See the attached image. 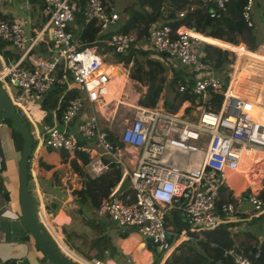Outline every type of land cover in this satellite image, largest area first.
Masks as SVG:
<instances>
[{
	"label": "built area",
	"instance_id": "built-area-1",
	"mask_svg": "<svg viewBox=\"0 0 264 264\" xmlns=\"http://www.w3.org/2000/svg\"><path fill=\"white\" fill-rule=\"evenodd\" d=\"M39 1L46 19L34 34L27 32L17 20H0V42L19 51L11 62L0 56V86L17 115L33 126L40 121L36 112L51 88L58 86L63 94L74 90L70 97L61 100L58 116L51 112L54 124L39 126V132L32 138V150L64 151L67 160L73 158L74 151L82 152L88 161L78 164L89 177L107 172L110 164L120 165L119 180L95 209L98 216L106 217L119 229L137 231L152 247L168 252L190 234L214 230L234 216L242 219L264 212V200L260 197H264V124L249 116L248 99L228 92L230 80L222 91L223 79L212 74L192 81L177 80V93L196 98L191 105L189 101L181 103L186 107L182 106L184 111L180 115L162 108L134 105L132 114L121 119L123 124L115 134L123 148L135 150L132 168L127 170L118 147L108 138L109 130L94 112L91 110L88 117L78 121L76 118L85 103L107 107L113 101L106 103L104 99L111 74L104 69L108 64L97 52V43L123 54L136 42V34L110 31L104 36L102 31L115 25L118 15L107 0H84L81 19L83 23L93 22L99 36L92 44H85L74 23L78 0ZM195 1L207 8L209 18L216 19L226 9L228 0ZM252 6L253 0H245L240 12L247 28L253 24ZM184 12H179L178 17ZM195 33L182 25L173 28L167 23L152 24L147 29L146 41L154 53L176 61L181 67L201 69L206 65L195 49L204 41ZM40 45L48 54L36 57ZM210 92L221 93L217 110L205 103ZM190 106H194L193 112L186 113ZM42 111L43 117L46 116L47 111ZM256 151L263 154L257 161L263 171L253 187L255 190H250L246 198L253 212L239 209L241 196L219 202V189L226 183V172L237 170L243 156ZM127 153L133 155L132 151ZM34 158L30 155L28 162ZM123 178L129 180V194L124 196L118 190ZM173 210L181 216L180 230L166 226V217ZM37 218L62 251L42 208H38ZM258 249L252 248L253 257H257ZM222 256L232 264H254L237 248L223 249ZM87 264H99V261Z\"/></svg>",
	"mask_w": 264,
	"mask_h": 264
},
{
	"label": "crops",
	"instance_id": "crops-1",
	"mask_svg": "<svg viewBox=\"0 0 264 264\" xmlns=\"http://www.w3.org/2000/svg\"><path fill=\"white\" fill-rule=\"evenodd\" d=\"M107 1L111 4L115 13L118 15L116 24L118 23L119 26L121 24H124L128 20L130 21L133 20L135 25L141 26L144 23H146V21L149 18L148 14H150L151 12L150 11L151 8L149 4L147 2H143L142 0H107ZM33 3L37 4L38 11H40V1L39 0H17L16 2L17 9L21 11L22 14L26 15L25 17L27 19L26 23L28 24L26 31L30 32L31 34L36 33L40 28L39 27L38 29H36L34 27V24L32 23L31 16H32V11H33V6H32ZM198 5L199 4L196 3L195 0L189 1L190 8L199 7V8H203L204 10L207 9L204 6H200V5L198 6ZM117 8H119L121 11H117L116 10ZM161 9L163 10V8ZM225 12H226V9L220 12L221 13L220 16L212 20L214 21L213 23H216L218 20H221ZM0 15L7 17V19H13L11 14H7V15L0 14ZM165 15H166V12L164 11L162 13V16L164 17ZM40 20L42 21V19ZM164 22H166V20H164L163 18H160V19H157L156 21H153L152 24H159V23H164ZM261 24L262 26L260 24H258V26L261 28V32L263 33V36H264V22H261ZM182 26L192 29L194 32H196L195 35L198 38L199 37L205 38V41L202 43L209 45L213 48H216L217 46L214 47L215 45L213 46V44H210L209 42H207V39L220 41V42L228 44L227 42L219 40V39H215L212 37H205L203 34L197 32L194 29V27H190L186 25H182ZM135 30L136 29H131L128 32L134 33ZM234 34L235 32H233V37H234ZM251 38H253V41H254V37L251 36ZM146 42L147 41H145V43ZM248 42H250V40ZM239 43L243 44V41L240 40ZM239 43L237 44V46L239 45ZM262 45H264V39H261L255 45V47L258 46L260 48ZM101 46L104 48L103 45ZM136 46L141 48V46L139 45H136ZM237 46L233 47L232 49L236 50V48H238ZM6 49L10 52L12 56L11 59L6 62L14 61L18 57V54H19L18 49L12 48L10 46L7 47ZM245 49L247 50V53H249L248 54L249 57L256 64L257 67H260L262 64H264V60L262 59V57L259 56L260 52L254 53V52H250L247 48ZM42 50H44V48L43 46L40 45L35 52L36 57L39 56L38 52L39 53L43 52ZM220 50L224 51V48H221ZM210 51H207L209 52L208 53L209 55H210ZM103 53H104L103 58L104 56L111 57L110 52H107V53L103 52ZM203 55H206V54H203ZM203 55L199 56L201 58L200 59L201 61H202V58H204ZM208 59L209 58L207 59L204 58L203 59L204 61H202V63L206 65L205 67H208L206 63ZM237 59H238V54H237ZM241 60L243 61V59ZM121 64L122 63H119V64L116 63V64L106 66L107 71L112 74L110 75L109 82L107 83V86H106L107 89L108 87L110 88L112 85V82H113L112 77L114 76V74L119 76V80L122 83L120 87L121 90L118 89L117 96H116L119 99H116L114 97H111V98L104 97L106 103L109 100L112 101L113 99L115 100V102L117 101V103L125 104L126 99L122 98L121 96V94L124 95L125 91L130 92L131 90H135L136 94L139 95V98L143 97L145 93V90H146L145 86H143L141 83L137 81L131 80L128 77L129 69H131L130 64L126 67L123 64L122 65ZM245 74L247 73L242 72L239 76H236V77L232 76L231 78L236 79L238 83L243 77L249 78L251 83L252 82L256 83L253 81L255 79L258 82V84H260L262 87L261 98L263 100L262 102H264V78H262V75L264 73L262 72L261 74L259 73V75L256 74V76H251L253 79H251L249 75L247 76ZM206 75H210V74H198V73L192 74L191 77L187 76L185 78L186 79L185 81H192L196 77H202ZM212 75H214V73ZM165 77L166 79L171 77V71L165 70ZM231 78L227 80V83L229 80H231ZM221 79L224 80V78H221ZM162 88H164V85ZM235 90H236L235 94L237 95L239 94V96L243 97V93H244L243 91H238L237 89ZM73 91L74 90H72V92ZM47 93L44 95L42 102L46 98ZM165 96L166 95H164V89H162L161 93L159 94L158 100L156 102V105H160V106H155L152 108L161 109L163 107V103L166 102ZM139 98L137 97L135 98V96H133V98L129 97L127 102H136L138 101ZM120 99H122L123 102L119 101ZM208 99H209V96L206 97L205 103H207ZM42 102H41V109L47 111L46 109L42 108ZM113 106L114 108H112V106L105 107V104L99 105L98 103H94L92 105V104L85 103L82 110L78 114L76 120L78 121L82 118L88 117L89 113L92 110L95 115L96 113L98 114V116L96 115L98 120H100V118H103V121L107 120L105 123L102 122L101 124L104 126L105 129L109 130L110 132V129L114 128V126H113V123H112V126H109L108 122L114 121V117L110 119L109 115L111 116L113 115V113L116 114V112L112 110V109L115 110L116 104H114ZM261 106H264V103L260 104V108H263ZM184 107L186 106H183V108ZM191 107L194 108V106H191ZM183 108L181 106V108L179 107V109L177 108L176 111H173V112L168 111L167 109L166 110L172 113L176 112L177 115H180L184 111ZM41 109L39 108L38 112H36V115H38L40 119L37 125L40 124V122L44 121L45 117L48 115V111H47V115L43 117V111ZM193 110H189V112L192 113ZM50 118H51L50 122L52 123V121L54 120V117L50 116ZM257 121L260 122L259 120ZM43 123H45V121ZM114 138H115V141L118 142L116 135L114 136ZM118 150L121 156L125 157L126 159V162H124L125 167H126V164L132 163L133 161L132 157L134 156L135 150H132L130 148H123L122 145L121 147H118ZM40 151H43V152H40ZM131 151L133 152V155L131 154L129 155L127 153ZM57 153L59 152L51 151V150H49L48 152L46 151V149H42V148L39 149L38 151L33 150L30 155L31 157H35V158L33 161L28 162L29 164L28 173L30 174L31 190L33 189L35 191L34 193L35 196L34 195L33 196L35 198L38 197V199L36 198L38 208H42V210L46 212V216L50 222V227L53 231V236L57 238V240H60L59 244L62 246V252L68 258L76 260L79 264H87V263L92 262L93 260H98L99 264H164L165 260L168 258V256L171 253H179V250H176V247L178 245L181 246V244H183L186 246H191V250H187L186 252L187 256L191 252V257L194 255L199 256V258L201 257L205 260V264L207 260H212L210 259L212 258L211 252H205L204 250L201 249L200 245H196L199 238H202L201 234L200 235L190 234L191 237L178 243V245L174 249L168 252H163V251H159L156 248L152 247L148 243L146 238L142 236L140 233H138L137 231L133 229H128V228L119 229L116 227V225L113 222H111L106 217L98 216L95 210L90 209L88 206L87 208L81 207L80 204L74 201L73 199L74 196L72 195L73 191L78 190L81 187V178L73 171L70 176H68L67 173L64 172V170L60 166V162H63V161H61L58 158V156L56 155ZM262 156H263L262 153L256 152L254 153V159L251 158L249 155H247L246 157H243L242 161H244L245 159L246 165H247L246 168H248L246 170V175L255 176L257 174L258 179L257 181L253 182V184H247L243 188L238 189V191H236L233 188L234 182L239 181L237 180L238 177L232 178L231 177L232 174H230L232 171L226 172L227 174L226 183L223 187L219 189V200H220V197L222 198L230 197V200H234V198L238 196H241L243 199V196L248 195L246 194L247 191L251 193L250 190H252L253 187L256 186L259 178L261 177V173L263 171V167L261 163L257 162L260 158H262ZM39 157H41V161H44L46 164L50 165L49 169H44V168L37 166V159ZM54 159L56 160L58 159L57 162ZM76 161L77 163H80L79 160H76ZM63 163L67 164L65 162ZM129 167L130 169L132 168L131 165H129ZM126 169L128 170L127 167ZM118 172H119V176L117 175V178L119 180L120 171ZM42 181L44 182L47 181L46 185H43L44 182ZM66 181H68V183ZM14 189H16V187H14ZM6 191L9 192L7 202H5L1 196L3 195L2 193ZM6 191L4 192L0 191V264L7 260H13L14 264H51L49 260L41 253V251L37 249L35 242L30 238L29 234L27 233L25 225L18 213L17 201L16 199L11 200L10 198V194H11L10 189ZM40 201H42V203H40ZM57 203L59 204L58 206H57ZM50 205H52L53 209H56V211L53 213L51 217L49 214L51 212L47 208H45V206H48L49 208ZM174 217H181V216L179 213L177 214L176 211L174 214L169 213L167 215L166 226L168 228H173ZM243 220L244 218L241 219L240 216L238 217L234 216V218H232L229 222L226 223L227 225L223 224V226H225L227 229L229 238H231L234 242L233 245L230 246L229 248H237L242 251L243 249H246V248L251 249V250L252 248L255 249L254 247L248 248L247 243H242L243 239H241L240 237H237L236 235L232 236L233 230H235L237 228V225L241 224ZM193 236H195L196 238H194ZM23 238L25 239L27 238V240H23ZM209 246H212V245H209ZM153 252L154 253L159 252V257L154 258ZM215 264H230V263L226 262L222 258H219L218 260H216Z\"/></svg>",
	"mask_w": 264,
	"mask_h": 264
},
{
	"label": "trees",
	"instance_id": "trees-1",
	"mask_svg": "<svg viewBox=\"0 0 264 264\" xmlns=\"http://www.w3.org/2000/svg\"><path fill=\"white\" fill-rule=\"evenodd\" d=\"M142 1L147 2L151 8V12L150 14H148L149 18L146 23L140 26L135 25L133 20H128L124 24H121L118 28V31L120 32H128L131 29H136L134 32L136 34V42L140 39H144L146 41L147 29L152 25L153 21H156L160 18L166 20V22L164 23L171 25L173 28L178 25H186L194 27L197 32L203 34L205 37H212L225 41L228 44L220 41L207 39V42H209L210 44L227 50L233 48L234 46H237L239 42L232 36L233 32H235V35H242L244 32L249 33L251 30V28H247L245 26L240 17L241 8L242 5L245 3V0H228L226 3V12L224 16L221 20L217 21L216 23H213V19L208 17L206 10H204L203 8H190V0ZM76 6L77 10L74 11V23L78 28L77 31H79V38L85 44H92L94 40L99 37L98 28L94 25L93 22L83 23L81 19V11L84 7V0L76 1ZM161 8H163V10ZM164 11L166 12V15L163 17L162 13ZM181 11L185 12L183 16L179 18L178 14ZM4 19H7V17L0 15V20ZM205 28L209 29V32H204ZM247 46L250 47V52L254 51L255 44L253 38H250V42L247 43ZM206 47L209 49H213L214 52L217 54L214 60V65L216 67H220L225 61V55L221 54V50L218 48H213L209 45H206ZM6 48V43L0 42V56L5 61H8L11 59L12 56ZM42 51V53L38 52V54L42 56L48 54L47 49H44ZM204 58L207 59L208 57ZM204 58H202V61H204ZM241 59L245 60L246 58H238V60ZM119 62H121L124 66H128L130 64L132 70L128 77L131 80L137 81L146 87L143 97L138 99L137 104L146 108L155 107L159 94L161 93L163 87V80L159 77V75L164 74L165 69L158 62L150 59L147 56L145 49L135 47L134 45L129 49V52L126 54V57L120 60ZM244 63L245 62L243 61V63L240 65V69L235 71V77L239 76L242 72H246L250 77L256 76V74L259 75V73L261 74L262 72L264 73V64L258 67V71L256 72L248 68H244ZM177 80L178 79H176V77L171 78V80L169 81V85L175 86ZM227 80L228 77L224 78L221 91L225 88ZM72 93V91H69L63 94L62 88H59L58 86H54L48 91L46 98L42 102V108L48 111V115L45 117V122L49 123L50 125L52 124L50 120L48 121L51 116L50 112H53L56 114L55 116H58L60 111L58 105L60 104L61 100L65 99L66 97H70ZM174 95L176 97H179V100L174 97V101L172 103H163V106H165L168 111H176V109L183 101H189L190 103H194V101L196 100L194 96H191L189 94H181L178 96L177 93H174ZM220 102L221 93H209V99L207 100L206 104L209 105L211 109L213 108V110H217L220 106ZM254 114H256V112ZM2 123L7 124V128L9 129V139L11 146L19 154L22 145L20 136L11 128L10 122L8 120H3ZM108 138L114 145H116L117 147H121V144L115 141L114 135H112L111 132H108ZM46 151L49 152V149H46ZM58 152V158L61 161H65L67 159L68 154L64 151ZM76 160H79L81 163L80 165H83L88 161V157L82 152L74 151L73 158L68 160V164L72 171L77 173V175L81 178V187L78 190L72 192V195L74 196L73 199L78 204H80L81 207L87 208L88 206L90 209L95 210L100 200L105 198L108 195L109 189L117 183V175L119 176V172L113 169L111 166V168L107 172L95 177H89L82 172L81 167ZM28 165L29 164L27 163V169ZM37 166L44 169H49L50 167L49 164H46L44 161H41V157L37 159ZM27 179L30 180L29 173L27 174ZM247 184H250L248 179H241L237 182H234L233 188L238 191V189L243 188ZM5 190V188L0 189V191L3 192ZM248 193L249 191H247L246 194ZM125 194H129L128 188L122 191V196H124ZM260 197L264 200L263 195H260ZM222 201L226 202L232 200H230V197H220L219 202ZM45 208L48 209V206H45ZM170 213L174 214L175 211L173 210ZM176 213L178 214L177 211ZM182 223L183 222L181 220V217H174L173 225L176 230H180L182 228ZM201 235L202 238H199L196 245H200L201 249L205 252H211L212 257L210 258L212 260H207L206 264H215L216 260H218L219 258H222L226 262L232 264L227 257H221L222 250L225 248H229L234 243L233 240L229 238L225 226L219 225L216 229L205 231ZM193 237L196 238L195 236ZM23 240H27V238H23ZM176 250H179V253H171L165 260L164 264H205V260L203 258H199V256L196 255L191 257V252L187 256L186 252L187 250H191V246L181 244V246L178 245L176 247ZM258 251L259 253L257 257H253L251 249H243L244 254H246L250 259H252L254 264H264V249L261 247L258 249ZM1 264H14V261L7 260L2 262Z\"/></svg>",
	"mask_w": 264,
	"mask_h": 264
},
{
	"label": "rangeland",
	"instance_id": "rangeland-1",
	"mask_svg": "<svg viewBox=\"0 0 264 264\" xmlns=\"http://www.w3.org/2000/svg\"><path fill=\"white\" fill-rule=\"evenodd\" d=\"M16 2H17V0H0V14H2V15L11 14L14 20H17L19 23H21L23 25L24 28H27L28 24L26 23L27 22V19L25 18L26 15L22 14V12L17 9ZM32 6H33V11H32V16H31L32 23L34 24V27L36 29H38L39 27H41L44 19H46V18L43 17V15L40 11H38L37 4L33 3ZM116 10L121 11L119 8H117ZM40 19H42V21ZM252 21H253V26H252V29L250 30L249 33L244 32L242 35H238V34L235 35L234 34V39H236L238 41H240V40L243 41V44L242 43L240 44L238 42L239 45L237 46L238 48H236V50L230 48L229 50L224 49V51H220L221 54L225 55V59H226L225 62H223L222 66H220V67H216L213 63L215 58H216V53H214L213 49H211V51H210V49L207 48L206 44H204V43H201L200 48L196 47V49H195V53L197 54L198 57L203 55V54H206V55H203V57L209 58L206 61L208 67H203L201 69H191V68L181 67L176 61L170 60L163 55H159V54L154 53L151 50L150 45L147 42L145 43L144 39H140L137 42H135L134 46L138 47L136 45H139V46H141V49L144 48L146 50L147 56L150 59L158 62L165 70L171 71V77H169L168 79H166L165 73L160 74L159 77L163 80L164 88H162V89H164V95H166L165 96L166 102L172 103L174 101V97L179 100V97H176L174 95V93H177L175 91V86L169 85V81L173 77H176V79H178V80L184 81V80H186L185 78L187 76L191 77L192 74H196V73H198V74H211L212 73L213 74L214 73V75H216V76H219L221 78L228 77V79H229L232 76H234V73L236 70L240 69V65L243 63V61L245 62L244 68H248V69H250L252 71H256V72L258 71V67L252 61V59L249 57V55H248L249 53H247V50L245 48L247 47L248 50L250 49V47L247 46V43L250 40L251 36L254 37V44L255 45L261 39H264L263 33L261 32V28L258 26V24H260L262 26L261 22H264V0H253ZM118 26H119V24L117 23V24L109 27L108 29L102 31V34L105 36L110 31H117ZM204 32H209V29L205 28ZM44 38H46V35L44 36ZM201 39H202V41H205V38H201ZM244 39H245V41H244ZM214 47H216V46H214ZM138 48H140V47H138ZM216 48H220V47H216ZM207 51H210V55L208 54L209 52H207ZM97 52L99 54H102V55H104L103 52H106V53L110 52L111 57H105L104 56L103 60L108 65H112V64H116V63L117 64L121 63L119 61L126 57V54L129 52V50H127L123 54H116L114 51H112V49L106 48L105 46L103 48L101 46V44L97 43ZM252 52H256V53L260 52L259 56L262 57V59L264 60V55H263L264 54V45H262L260 48L258 46H256L254 51H252ZM236 53L238 54V58L243 57L246 59L243 61L238 60ZM246 54H247V56H246ZM1 61L2 60H0V63H1ZM130 68L131 69H129V74L131 73V70H132V67H130ZM166 73H167V71H166ZM245 75L248 76V74H245ZM250 78L253 79L252 77H250ZM262 78H264V74L262 75ZM256 79H258V78H256ZM253 81L256 82L255 84H258V82L255 79ZM177 94H178V96L181 95L179 93H177ZM121 96H122V98L126 99L125 104L124 103H122V104L117 103V101L115 102V100H113V102H111L110 105L108 104V106H112V108H114L113 105L116 104L115 110L112 109L114 112H116V114L114 115V121L108 122L109 126H112V123H113L114 128H111V129L109 128V129H110V132H112V134L114 136H115L116 132L119 131V129L121 128V126L123 124L121 119L123 117H128L130 114H132L133 106L137 105V101L136 102H127L129 97L133 98V96H135V98L136 97L139 98V95L136 94L135 90H131L130 92L125 91L124 95L121 94ZM121 102H123L122 99H121ZM190 105H191V103H190ZM155 106H160V105H155ZM181 106H183V105L180 104L179 107L181 108ZM179 107H178V109H179ZM162 109L164 111H167L165 106H163ZM193 109L194 108H192L191 106L188 107L186 109V113H188L189 110H193ZM96 115L98 116L97 113H96ZM50 119H48V121ZM22 120L26 124V126H27V128H28L33 139L35 138V136L37 135V133L40 130L39 125H41L44 121H46V119H45L44 121L40 122V124L33 126L25 118H22ZM98 121L100 123L106 122V121H103V118H100V120H98ZM46 124H49V123H46ZM52 124H54V120L52 121ZM76 137L78 138L77 135H76ZM42 138H43V136H42ZM84 143L89 144L90 142L84 141ZM0 144H1V149H2L4 158H5V162H6V170L0 173V189H2V188H5L6 190L10 189V192H11L10 198H11V200H14V199H16V194H15L16 189H14V187H16V185H17L16 163H17L19 154L11 146L10 139H9V129L7 128V124H4V123H1V126H0ZM32 151L33 150H31V152ZM40 152H43V151H40ZM56 155L58 156V153ZM103 159L106 160V158H104V157H103ZM54 160L57 162L58 159L57 160L54 159ZM122 161L126 162L125 157H122ZM63 162H65L67 164H64ZM63 162H60V166L64 170V172L67 173L68 176H70L72 174V169L70 168V166L68 164V160L66 159ZM129 165H130L129 163L126 164V167L128 168V170L130 169ZM110 166H112V168L117 170V171L120 170V165H118V164L113 163V164H110ZM42 182H44V181H42ZM66 182L68 183V181H66ZM46 183H47V181H45L43 183V185H46ZM253 190H255V189H253ZM31 193L35 196V194H34L35 191L33 189L31 190ZM36 198L38 199V197H36ZM15 203H16V201H15ZM58 205L59 204L57 203V206ZM239 209H241L242 211H245V212H253L251 204L246 199L242 201ZM48 210L51 212V213H49L50 217L56 211V209L52 208V205H50ZM106 225H108V224H106ZM235 225H236V223H235ZM173 229H176V228L173 226ZM197 235H200V234H197ZM234 235L243 239L242 243H247L248 248H250V247L251 248L254 247L255 249H258L261 247L264 248V213H260L259 215H256L253 217L245 216L244 220L241 222V224H238L237 228L235 230H233L232 236H234ZM153 256H154V258H158L159 252L158 253L153 252Z\"/></svg>",
	"mask_w": 264,
	"mask_h": 264
},
{
	"label": "water",
	"instance_id": "water-1",
	"mask_svg": "<svg viewBox=\"0 0 264 264\" xmlns=\"http://www.w3.org/2000/svg\"><path fill=\"white\" fill-rule=\"evenodd\" d=\"M3 120L10 122L11 128L20 136L22 143L16 163V201L19 216L25 225L27 233L51 264H79L76 260L68 258L60 250V246L57 245V242L37 218L38 204L31 193V180L27 179V163L33 148V139L26 124L17 115L11 101L0 86V124ZM5 169L6 162L0 144V173ZM128 187V178H123L118 185V190L123 191ZM8 195L9 192L7 191L2 195L5 202L8 201ZM246 198V195L243 196L244 200Z\"/></svg>",
	"mask_w": 264,
	"mask_h": 264
},
{
	"label": "bare ground",
	"instance_id": "bare-ground-1",
	"mask_svg": "<svg viewBox=\"0 0 264 264\" xmlns=\"http://www.w3.org/2000/svg\"><path fill=\"white\" fill-rule=\"evenodd\" d=\"M199 39L202 40L201 37H199ZM104 69L107 71V67L106 66L104 67ZM114 76L112 77L113 78L112 85H111L110 88L108 87L107 92L105 93V96L104 97H110V98L111 97H114L116 99H119L116 96H117L118 89L121 90L120 87H121L122 83L119 80V76H117L116 74H114ZM236 84H237L236 79L231 78V80H230V87H229V91L228 92L229 93H231V92L232 93H235L236 92L235 89H237L238 91H243L244 92L243 93V97H245L246 99H248L249 100V103H250V109L248 111L249 116H252L253 118H256L257 120H259L261 123L264 124V106H261L263 108H260V104L264 103V102H262L263 100L261 98V96H262V93H261L262 87H261V85L260 84H257L256 85L253 82L251 83L250 80H249V78H247V77L241 78V80L239 81V83L237 84V86H236ZM240 95H242V94H240ZM238 96H239V94H238ZM119 101H121V99ZM255 112H256V114H254ZM246 156L247 155H244L243 157H246ZM249 156L254 159V153H252ZM246 167H247V165H246V161L244 159V161L241 162L239 168L237 170H235V171H232L230 173V174H232L231 177L232 178H237L238 177L237 180L248 179L249 180V183L250 184H253V182L257 181L258 175L256 174L255 176H253V175L247 176L246 175V170L248 168H246Z\"/></svg>",
	"mask_w": 264,
	"mask_h": 264
}]
</instances>
